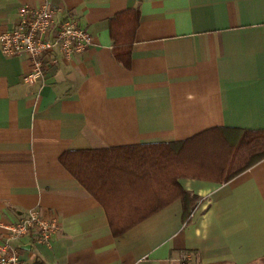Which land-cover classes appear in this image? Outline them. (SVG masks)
Returning a JSON list of instances; mask_svg holds the SVG:
<instances>
[{"label": "crops", "instance_id": "crops-1", "mask_svg": "<svg viewBox=\"0 0 264 264\" xmlns=\"http://www.w3.org/2000/svg\"><path fill=\"white\" fill-rule=\"evenodd\" d=\"M44 4L93 41L71 57L57 53L34 85L23 82L32 61L4 56L0 44V243L5 226L37 211L59 226L50 246L13 242L29 264H264V159L226 181L179 178L188 199L154 213L158 198L140 188L124 215L150 216L119 236L60 161L214 129L264 131V0H0V37L22 6ZM130 10L140 18L126 67L113 53L111 19Z\"/></svg>", "mask_w": 264, "mask_h": 264}, {"label": "trees", "instance_id": "trees-1", "mask_svg": "<svg viewBox=\"0 0 264 264\" xmlns=\"http://www.w3.org/2000/svg\"><path fill=\"white\" fill-rule=\"evenodd\" d=\"M139 18L138 11L130 10L111 19L113 53L126 67L131 63ZM230 131L239 134L237 144L227 139ZM263 159L264 131L214 129L176 144L67 152L60 161L104 206L113 234L119 236L150 216L124 215L128 212L124 199L140 188L147 187L158 198V205L149 210L154 213L177 198L188 199L179 178L226 181Z\"/></svg>", "mask_w": 264, "mask_h": 264}, {"label": "built area", "instance_id": "built-area-1", "mask_svg": "<svg viewBox=\"0 0 264 264\" xmlns=\"http://www.w3.org/2000/svg\"><path fill=\"white\" fill-rule=\"evenodd\" d=\"M61 11L49 4L22 6L17 26L0 37L4 56H26L32 61L31 70L23 76L26 84L43 81L48 71L58 64L57 53L71 57L92 44V36L73 16L57 20ZM58 226L56 219H45L37 211H30L18 223L5 226L8 237L0 243V264H29L21 258L13 242L34 237L37 243L50 246Z\"/></svg>", "mask_w": 264, "mask_h": 264}]
</instances>
